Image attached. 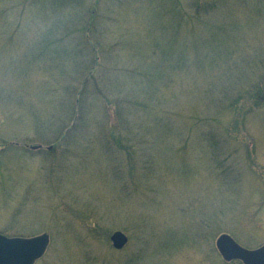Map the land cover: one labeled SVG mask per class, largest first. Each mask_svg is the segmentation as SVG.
Masks as SVG:
<instances>
[{
	"label": "rangeland",
	"instance_id": "rangeland-1",
	"mask_svg": "<svg viewBox=\"0 0 264 264\" xmlns=\"http://www.w3.org/2000/svg\"><path fill=\"white\" fill-rule=\"evenodd\" d=\"M84 1L103 26L96 66L77 0H0V233H47L34 264H242L215 240L264 243V103L244 92L263 84L264 0L196 21L165 0Z\"/></svg>",
	"mask_w": 264,
	"mask_h": 264
},
{
	"label": "trees",
	"instance_id": "trees-1",
	"mask_svg": "<svg viewBox=\"0 0 264 264\" xmlns=\"http://www.w3.org/2000/svg\"><path fill=\"white\" fill-rule=\"evenodd\" d=\"M77 1L78 2L76 3L77 4V11L76 12L79 15V19H78L76 26L79 29H81V31L84 34V35L80 34L78 41H77V44L82 46L83 44H85L87 42V40H88L87 36H88V32L90 29L93 31L94 34L99 33V35H100L99 39L96 38L95 41H92L93 48L91 49V51H92L91 56H92V60L94 59V61H91V59H90V62L96 66V62H99L98 58H100V56L97 54V48L99 46H102L105 43V42L102 43V41H101V37L102 38H105V37H104V33L102 31L103 26L101 25V21H100L101 16H100V13H97L99 11V7H97V9H95V11L86 10V9L82 8L85 1L84 0H77ZM165 1L172 3L170 9L173 11L174 17H179L182 19H186L188 21H196L199 19H204L209 14H210V17H213V11L219 10V7H221L223 5L221 0H205V1H203V0L202 1L201 0H165ZM78 6H79V8H78ZM82 10H83V12H82ZM85 14H86V18L84 17ZM175 14H177V15H175ZM64 16H67V17L70 16V11H66V13H64ZM97 20H99V22H96ZM95 24L99 25V29H96ZM229 29H230V25L227 23L225 26L219 28V30H217L216 32L219 33L221 37L228 38L226 33ZM213 35H214V33L211 36L213 37ZM204 44H205L204 41L199 43V46L197 47L198 52L201 53V49L204 48V46H203ZM223 44H225V42ZM223 44L221 43V45H223ZM106 48L109 49V47H107V45H106ZM135 48H136V45H135ZM141 48H143L142 45H141ZM155 52H157V49H155ZM106 54L108 55V52ZM178 58H180V57H178ZM88 62L89 61L84 62L83 64L80 65V73L79 74L86 75L87 73L92 72V69L88 68L89 67ZM85 63H86V65H84ZM180 65H181V62L178 60H177V62H175V60L173 58V62L171 65L172 68H175V67L178 68V66H180ZM252 70L249 69L250 72ZM157 71L159 73L158 74L159 77L154 78V80H156L157 83L160 79V81L163 85H170V84L172 85L173 84L174 79L166 75V72L164 71V66H158ZM118 72H119V70H118ZM169 73L173 74L174 72H169ZM166 80H167V82L169 81L170 83L165 82ZM260 82H262L263 84L259 85L260 83L256 84L255 82L250 81L244 88L245 94H247L248 97H250L248 99L247 105H250L251 108H253V109L254 108H256V109L261 108V105L264 103V78ZM161 83H158V84H161ZM152 86H153V84H148L146 89L157 91V86H154V87H152ZM114 88H118V86L116 84H114ZM67 93H69V92H64L62 94H67ZM243 99H244V97H242V100ZM76 115H77V113L75 112V114L72 115V118L75 119ZM64 116L65 117L69 116V117L68 118H62L60 120L66 122L65 119H68V120L71 119V116L69 113H68V116L66 115V113H64L62 115V117H64ZM79 120H81V119L79 118ZM64 124H66V123H64ZM79 126L80 125H70L63 130L66 132L65 134H68L75 127H79ZM55 128H57V127H55ZM52 129H53V127H52ZM57 130L58 129H53V131H55L56 133H57ZM64 135H62V136H64Z\"/></svg>",
	"mask_w": 264,
	"mask_h": 264
},
{
	"label": "water",
	"instance_id": "water-1",
	"mask_svg": "<svg viewBox=\"0 0 264 264\" xmlns=\"http://www.w3.org/2000/svg\"><path fill=\"white\" fill-rule=\"evenodd\" d=\"M39 149L41 146H31ZM115 249H122L127 244V236L115 231L110 236ZM50 242L47 233L30 237H7L0 233V264H34L40 259ZM215 247L226 262L237 260L242 264H264V243L255 249L239 245L229 234L222 233L215 240Z\"/></svg>",
	"mask_w": 264,
	"mask_h": 264
}]
</instances>
